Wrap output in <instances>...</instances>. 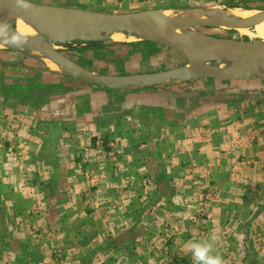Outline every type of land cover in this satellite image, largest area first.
<instances>
[{"label":"rangeland","instance_id":"1","mask_svg":"<svg viewBox=\"0 0 264 264\" xmlns=\"http://www.w3.org/2000/svg\"><path fill=\"white\" fill-rule=\"evenodd\" d=\"M162 7L264 11V0ZM72 44L56 50L101 74L185 63L146 40ZM43 60L0 45V264H193L187 245L212 234L223 264H264L263 79L113 91L53 73Z\"/></svg>","mask_w":264,"mask_h":264},{"label":"water","instance_id":"2","mask_svg":"<svg viewBox=\"0 0 264 264\" xmlns=\"http://www.w3.org/2000/svg\"><path fill=\"white\" fill-rule=\"evenodd\" d=\"M28 2L31 7H20L17 0H0V22L9 27L0 43L7 49L27 50L38 53L47 70L71 79L81 80L109 90H129L171 85L201 79H222L248 81L253 78L264 80V43L260 40H236L217 38L194 27L219 26L226 28H251L264 21V11L249 20L202 21L169 18L163 9H150L127 13L93 11L80 8L53 6ZM244 10H251L245 9ZM198 11L206 15L205 11ZM21 18L30 24L38 36L21 38L11 24L12 19ZM188 25L191 32L178 34L180 24ZM114 33L146 40L164 46L178 54L185 63L179 67L152 73L129 75H107L82 67L56 50V45L76 43L81 46H112L118 43L112 39ZM25 41L21 47L6 43L16 36ZM61 66L65 72L50 69L48 61ZM227 60L226 68L220 64ZM207 61H211L210 64Z\"/></svg>","mask_w":264,"mask_h":264},{"label":"bare ground","instance_id":"3","mask_svg":"<svg viewBox=\"0 0 264 264\" xmlns=\"http://www.w3.org/2000/svg\"><path fill=\"white\" fill-rule=\"evenodd\" d=\"M218 7V6H214ZM220 7V6H219ZM209 11H205L206 15H203L201 12L198 11H186V13H168L165 11V15L168 16L169 18H181V19H189L192 20L196 23H200L202 21H221L223 19H229L232 21H238V20H249L254 17H256L259 12L257 10H244V9H233V8H226L224 10L219 9V8H213ZM11 24L14 26L16 33L23 38L24 40L27 39L28 37L32 36H38V32L30 25L28 22H26L24 19L21 18H16L12 19ZM216 28L220 29H232L236 30L239 33L244 32L248 36L250 40H260L264 43V21L260 22L259 24L251 27V28H226V27H219L217 26ZM192 28L189 27L188 25L185 24H180L175 31L178 34H185L187 32H191ZM112 39L116 42H129L132 40H135L134 36H129L127 37L123 33H114L112 35ZM1 45V43H0ZM48 61V66L50 67L51 70L59 73H64L65 70L52 62ZM208 64L211 63V61H207ZM229 65V62L227 60H224L221 64L220 67L226 68Z\"/></svg>","mask_w":264,"mask_h":264},{"label":"crops","instance_id":"4","mask_svg":"<svg viewBox=\"0 0 264 264\" xmlns=\"http://www.w3.org/2000/svg\"><path fill=\"white\" fill-rule=\"evenodd\" d=\"M44 4L53 5V6L80 8V9H87V10L101 11V12L127 13V12H135V11L150 10V9H157V8L165 10V7H162V6L165 4H170V0H48ZM75 44H72V47H76ZM77 45L81 46V44H77ZM86 47H91V46H86ZM10 53H13V52H10ZM71 60L73 61V59ZM74 62H76L77 64L81 65L84 68L92 70L89 67H86L85 65L81 63H78V61L74 60ZM18 64H20V67H24V69H26V66L22 65V62H19ZM201 80H206V79H201ZM76 81L81 82V80H76ZM88 84L92 85L90 83ZM93 87H97V86H93ZM198 119H202V116L200 115ZM194 122H196L197 125L199 124L201 125L202 121H198L196 119ZM186 129H190V131H192L191 125L186 126Z\"/></svg>","mask_w":264,"mask_h":264},{"label":"clouds","instance_id":"5","mask_svg":"<svg viewBox=\"0 0 264 264\" xmlns=\"http://www.w3.org/2000/svg\"><path fill=\"white\" fill-rule=\"evenodd\" d=\"M20 7L28 9L31 4L28 0H17ZM8 25L0 22V38H3L4 33H9ZM11 34V33H9ZM25 41L19 39L17 35L13 39L7 40L6 43L21 47ZM218 237L212 234L208 240L197 241L193 240L187 245L186 251L191 254L193 264H223L222 257L218 254H213L212 242H215Z\"/></svg>","mask_w":264,"mask_h":264},{"label":"trees","instance_id":"6","mask_svg":"<svg viewBox=\"0 0 264 264\" xmlns=\"http://www.w3.org/2000/svg\"><path fill=\"white\" fill-rule=\"evenodd\" d=\"M245 9H250V8H247V7H244ZM93 86H95V85H93ZM98 87V86H97ZM114 91H117V90H114Z\"/></svg>","mask_w":264,"mask_h":264}]
</instances>
